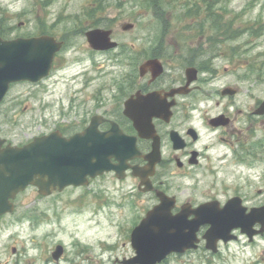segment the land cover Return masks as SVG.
I'll use <instances>...</instances> for the list:
<instances>
[{"label":"rangeland","instance_id":"1","mask_svg":"<svg viewBox=\"0 0 264 264\" xmlns=\"http://www.w3.org/2000/svg\"><path fill=\"white\" fill-rule=\"evenodd\" d=\"M147 0H0V17L5 18L4 23L11 27L10 32L16 35L29 36L41 32V23L51 26H59L58 31L68 29V46L58 55V63L55 73L41 86L35 83H17L12 85L6 99L0 106V130L2 135L15 145H23L34 137L54 131L59 124L66 127L62 131L66 134L80 129L79 121L87 109L84 101L97 93L103 85L105 98L111 100L117 93L126 74L131 70L126 57L121 53L129 52L133 30L124 32L122 26L125 23L138 24L140 34H147L153 30V17L151 11L146 10L143 2ZM166 9L178 8L180 4H192L203 0H161ZM215 5L214 12L220 19L232 21L239 26L241 32L235 39L234 45L245 46L248 41V52L239 57L238 61H227L216 58L213 62L215 74L212 82L204 86L210 89L203 95L212 91L218 92L227 86H237L241 93L230 100H223L220 95H214L213 101L223 104L228 102L233 105L230 110H242L239 114V127L244 125L246 147L252 148L247 155L240 160L233 156L221 170L215 174L200 178L198 184L183 182L176 178L171 193L179 197L182 202L192 199L196 204L215 198L225 202L234 194H239L247 201L249 207L264 205V116L259 119H251L253 106L264 100V0H206ZM102 12L98 19L110 24L113 29V38L121 44L122 48L107 53L92 52L89 48L84 31L90 27L85 14L90 8L99 4ZM169 4L170 6H166ZM5 10V11H4ZM97 15V16H98ZM154 15V13H153ZM165 18V17H164ZM257 33H252L255 25ZM25 24L19 26L20 23ZM246 26V27H244ZM6 28V29H7ZM53 34L54 30L51 31ZM210 56L215 52L209 51ZM210 77V76H206ZM75 80V81H73ZM75 96L73 91H80ZM217 92V93H218ZM216 94V93H215ZM75 96L71 99L72 96ZM88 104V103H87ZM207 107H206V106ZM202 110H209L213 105L205 102ZM221 107V106H220ZM73 108V112H72ZM90 110L93 105L90 103ZM221 110V108H219ZM199 112L195 113L198 116ZM215 114V113H214ZM242 128V127H241ZM244 135H242L243 137ZM261 142V148L259 143ZM258 143V144H257ZM216 147L220 146L216 144ZM180 185V186H178ZM121 191L108 201L107 206L111 210L105 213L97 211L96 200L87 194L88 190L68 189L57 193L55 198L46 199L40 205L45 211L42 220L43 232L51 234L49 244H63L67 247V255L62 264L67 260L80 259L75 255L76 251L71 247L77 239L84 245H88V253L81 258H92L90 262L100 264L95 257L103 258V263L112 264L115 258L129 257L134 254L130 243L132 229L139 223L145 212L157 203H145V197L134 196L129 193L133 189V183L120 184ZM261 192V194L259 193ZM124 193H129L123 197ZM26 196L38 194L30 188L24 193ZM143 200V203H142ZM116 204V205H114ZM145 209V210H144ZM43 234V233H42ZM26 238L27 236L24 235ZM23 241V240H21ZM113 245V249L108 246ZM35 246L28 244L26 249ZM93 247V248H90ZM42 247L35 251H28L31 256L41 253ZM167 264H264V234L261 240L249 243L248 239L239 236V240L227 245L220 244L218 253L214 254L202 246L190 256L183 258H171Z\"/></svg>","mask_w":264,"mask_h":264},{"label":"flooded vegetation","instance_id":"2","mask_svg":"<svg viewBox=\"0 0 264 264\" xmlns=\"http://www.w3.org/2000/svg\"><path fill=\"white\" fill-rule=\"evenodd\" d=\"M214 7L213 3L206 0L192 2V4L183 3L177 8L178 17H173L175 8H165L162 11V18L153 17L150 20L153 23L151 27L154 28L148 30L147 34H140L139 25L134 24L132 28L134 34L129 45L130 51L121 53L127 61L129 58L131 70L125 75L121 85H117V93L111 100H107L104 86L98 88L94 96L87 97L84 101L87 109L82 116L84 118L79 121L80 129L71 134L65 133L67 136L81 133L89 128L93 118L98 117V121L101 122L98 126L100 132H109L114 125H117L125 136L135 139L138 155L127 161L128 169L121 173L124 179H120L117 171L113 170L96 179H90L86 187L68 188L88 190L87 194L97 201V211L103 213L106 210L110 211L111 208L106 205L107 202L113 201L116 193L123 191L120 184L129 181L133 183V189L129 192L132 193L131 196L145 197V203L155 201L158 204L160 202L158 192L175 197L173 215L178 214L185 204L195 208L204 202L216 200L209 198L196 204L188 198L182 202L178 196L171 193L175 187L173 180L179 178L183 182L198 184L200 178L221 170L232 160L231 156L240 160L243 155L248 154V151H252V148L246 147L247 142L244 141L246 140L245 132L243 133L244 125L241 124L242 128L238 126L240 124L239 114L243 111L230 110L233 106L230 102L224 105L221 99L213 101L214 95H220L223 100L233 99L241 93V90L237 86H227L219 92L217 90L218 93L214 90L203 95L205 98H202L204 86L212 82V76L216 72L213 65L215 59L222 58L227 61L235 59L238 64H241L243 61L239 57H243L249 48L248 41L245 46L233 44L241 32L244 34V28L242 30L239 28L243 26H235L231 20L220 19V16H216L217 12L213 11ZM152 16H154L153 13ZM8 26L7 23L4 25L8 36L15 37L10 32L11 28H7ZM97 27L93 26V28ZM58 28L59 26H55L52 29L55 37L59 41L66 42L69 39L70 30L65 28L58 31ZM119 48H122L120 43ZM209 51L215 52L217 57L213 54L210 56ZM150 61L155 62L152 66L144 67ZM57 63L58 55L55 56L50 76L38 82L37 86H41L52 77ZM204 90L205 92L211 91L210 89ZM228 90L233 93L225 94ZM73 92L77 96L82 90ZM75 96L73 95L71 99ZM128 101L134 105L133 112L137 120H148L149 116L156 114L152 119L156 141L141 136L134 121L125 115V104ZM205 102L211 103L213 107L209 110L208 108L202 110ZM90 103L93 105V110L89 109ZM260 105L261 100L253 106L252 112L248 113L251 119L261 121V116L255 114ZM196 112H199L198 116H195ZM215 120L217 121L214 122ZM64 127L66 125L59 124L54 131L63 132ZM0 138L6 141L3 147L11 143L2 135L1 130ZM132 143L134 142L131 140L127 146L132 148ZM216 144L220 147L217 148ZM259 144L261 148V142ZM150 160L157 162L154 165L153 175L148 173L145 179L151 184L142 185L143 179L134 174V167L146 168ZM111 162L115 166L120 165V162L114 158ZM149 187L152 190L145 192ZM33 189L38 193L37 188L33 187ZM25 192L11 198L9 200L11 210L0 215V264H62L68 249L63 244L52 246L49 244L48 239L51 234L42 231L41 224L45 211L40 206L44 200L55 198L59 192L50 196H43L39 193L26 196ZM129 193H124L123 197H127ZM237 196L240 195L234 194L232 197ZM242 198L246 205L247 201L244 197ZM227 201L228 199L221 202L222 205ZM258 206L261 204L252 207ZM206 230L207 228L201 229L198 236L202 237ZM235 234L243 236L240 231H235ZM258 238L261 240V235ZM80 241L77 239L75 244L71 245L80 261L75 262L71 259L67 260V264H93L90 262L92 258H85V256L81 258L82 254L88 253L89 247ZM28 242L35 247L30 250L26 249ZM59 245L62 246V252L57 258L55 254ZM39 247H42L40 254L36 256L29 254L28 251H35ZM108 247L113 249L114 246L109 245ZM195 252L190 250L184 254H172L162 264H167L171 258H183ZM134 256L135 253L129 257H122V259L115 258L112 264H123ZM96 258L100 264H105L103 258L98 256L95 260Z\"/></svg>","mask_w":264,"mask_h":264},{"label":"water","instance_id":"3","mask_svg":"<svg viewBox=\"0 0 264 264\" xmlns=\"http://www.w3.org/2000/svg\"><path fill=\"white\" fill-rule=\"evenodd\" d=\"M132 26L124 24L122 29L129 31ZM111 35V30L95 29L87 32L86 37L93 50L109 51L118 47ZM63 46L64 42H57L50 36L6 41L0 35V104L11 84L26 81L36 83L49 76L54 57ZM153 62H148L144 67L152 66ZM229 93L233 92H225ZM133 107L132 102L128 101L125 115L135 121L142 136L156 141L154 128L150 124L156 114L149 116L148 120H137ZM256 114L264 115V101ZM100 123L95 117L91 126L82 133L64 137L61 132L55 131L36 137L20 147L8 145L3 148L6 141L0 139V215L11 210L9 199L31 186L38 188L41 195L49 196L56 190L62 192L68 187L87 186L90 178H97L111 170L117 171L119 178L123 179L121 173L128 169L127 161L138 153L135 141L132 148L128 147L125 142L129 141L117 125L110 132L101 133L98 130ZM113 158L120 165H113ZM156 163L150 160L148 167L134 168V174L143 179V184H148L145 179L148 173L153 175ZM158 197L160 204L150 210L132 231L131 244L136 256L124 264H160L173 253L183 254L190 249H198L201 242L198 232L206 225L210 228L203 239L206 248L213 252H217L220 240L228 243L237 238L231 236L235 229H241L251 240L255 235L264 233V206L253 208L247 214L248 209L242 206L240 197L231 199L223 208L216 201L196 209L184 205L177 215L172 214L176 203L174 197L163 192H158ZM191 216H194L192 220L189 219ZM258 224L261 231L255 230ZM61 252L62 247L58 246L57 258Z\"/></svg>","mask_w":264,"mask_h":264},{"label":"trees","instance_id":"4","mask_svg":"<svg viewBox=\"0 0 264 264\" xmlns=\"http://www.w3.org/2000/svg\"><path fill=\"white\" fill-rule=\"evenodd\" d=\"M151 2H153L155 5H157L158 2H160V0H151ZM1 22H3V20ZM3 35H5V32L4 31H3Z\"/></svg>","mask_w":264,"mask_h":264},{"label":"bare ground","instance_id":"5","mask_svg":"<svg viewBox=\"0 0 264 264\" xmlns=\"http://www.w3.org/2000/svg\"><path fill=\"white\" fill-rule=\"evenodd\" d=\"M90 248H92V247H90Z\"/></svg>","mask_w":264,"mask_h":264}]
</instances>
